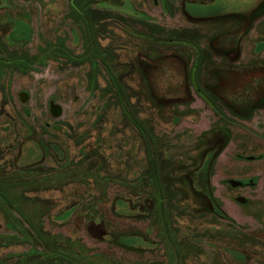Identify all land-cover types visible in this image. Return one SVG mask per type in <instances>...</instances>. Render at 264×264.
<instances>
[{
  "label": "rangeland",
  "instance_id": "obj_1",
  "mask_svg": "<svg viewBox=\"0 0 264 264\" xmlns=\"http://www.w3.org/2000/svg\"><path fill=\"white\" fill-rule=\"evenodd\" d=\"M261 1L0 9V264H264Z\"/></svg>",
  "mask_w": 264,
  "mask_h": 264
},
{
  "label": "trees",
  "instance_id": "obj_2",
  "mask_svg": "<svg viewBox=\"0 0 264 264\" xmlns=\"http://www.w3.org/2000/svg\"><path fill=\"white\" fill-rule=\"evenodd\" d=\"M104 3V2H101ZM155 3H157V1H155ZM91 5V2L89 3V6ZM237 17H239V19H248V22L251 24L253 22V20H255L256 18L264 15V0H262L251 12L247 13V14H236ZM142 37L152 40V41H156V42H164V41H168L165 38L162 37H158L152 34H148V33H144L141 32L140 34ZM195 49V55H196V63L197 64L200 60V52L198 48H194ZM258 100V99H257ZM254 101L253 103H251L248 106H244L243 107V112L240 114H244L245 116H249L253 114V111L256 108L262 107L264 108V96L260 97V99L258 101ZM210 105L214 108V110H218L217 106L211 101V100H207ZM228 135H225V143L228 142ZM67 218V217H65ZM112 238L110 239L111 242L117 243L119 245L122 246H126L127 244L120 238V235H111Z\"/></svg>",
  "mask_w": 264,
  "mask_h": 264
},
{
  "label": "water",
  "instance_id": "obj_3",
  "mask_svg": "<svg viewBox=\"0 0 264 264\" xmlns=\"http://www.w3.org/2000/svg\"><path fill=\"white\" fill-rule=\"evenodd\" d=\"M27 97H28V94L26 92H22L20 94L21 101L24 102V103L27 101ZM51 111H52V114L54 116H59L62 113V108L58 104H52L51 105ZM249 158L253 160L255 157L251 156ZM228 182L233 187H238V186L243 185V181H241V180L238 181V180H234V179H229ZM251 182L252 181H250V183ZM236 200L239 201V202H246L247 201V199H245L244 197H241V196L240 197H237Z\"/></svg>",
  "mask_w": 264,
  "mask_h": 264
},
{
  "label": "crops",
  "instance_id": "obj_4",
  "mask_svg": "<svg viewBox=\"0 0 264 264\" xmlns=\"http://www.w3.org/2000/svg\"><path fill=\"white\" fill-rule=\"evenodd\" d=\"M10 0H0V9L2 8H6L5 6H8V2H9ZM43 1H45V0H43ZM5 23H8L7 21H5ZM24 25H26V26H24V28H28L29 26H31V24L30 23H25ZM12 26V25H11ZM14 31H16L14 28H11V32H14ZM27 30H25L24 32H26ZM21 31L19 30V33H20Z\"/></svg>",
  "mask_w": 264,
  "mask_h": 264
},
{
  "label": "flooded vegetation",
  "instance_id": "obj_5",
  "mask_svg": "<svg viewBox=\"0 0 264 264\" xmlns=\"http://www.w3.org/2000/svg\"><path fill=\"white\" fill-rule=\"evenodd\" d=\"M229 179L226 180V184L230 185L232 188H244V187H248L250 184H253L252 182H248L246 180H241L243 181V185L241 186H238V187H233L229 182H228Z\"/></svg>",
  "mask_w": 264,
  "mask_h": 264
}]
</instances>
